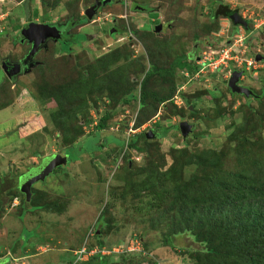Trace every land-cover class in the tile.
<instances>
[{
    "label": "rangeland",
    "instance_id": "1",
    "mask_svg": "<svg viewBox=\"0 0 264 264\" xmlns=\"http://www.w3.org/2000/svg\"><path fill=\"white\" fill-rule=\"evenodd\" d=\"M94 2L0 0V11L8 19L5 30L0 32V46L5 51L9 46L13 49L11 53L21 56L28 46L12 45L11 37L6 34L7 30L13 32L20 27L15 23L17 20L26 21L27 15L32 21L46 24L71 16L76 20ZM219 2L237 9L249 20V28L235 24L232 18L210 19V0H113L103 5L85 26H74L71 30L74 38L70 36L72 40L68 43H50L47 50L35 55L38 63L29 75L22 76L25 81L20 82L14 92L10 79L4 77L0 92L6 98L0 99V106L10 104L13 109H0V178L4 177L0 184L13 185L14 181L9 178L19 174L21 184L60 154L67 156L68 161L55 166L45 180L36 182L32 188L37 194L36 202L42 197L51 205L47 208L55 210L23 213L24 193L19 190L20 184L19 198L11 200L13 192L1 193L5 205L0 208V243L9 246L14 241L16 250L0 264H57L60 258L64 264H71L77 247L84 241L88 244L99 240L94 232L100 222L104 229L101 239L110 247L104 250L105 254H111L108 264L146 261L149 264H194L197 255L200 260L207 259L200 251L204 244L189 233L173 236L172 244L165 242L167 225L153 226L151 214L142 210L152 208L147 200L140 199L139 183L144 174L139 171L142 172L148 160H155L150 173L161 180L168 179L176 192L178 188L194 191L205 188L212 168L219 166L243 174L245 180L239 183L241 187L249 181L246 177L259 176L263 169L264 0H217L216 4ZM157 25H162L159 31L155 30ZM111 26L122 30L116 31ZM224 49H229L232 59L219 68L209 66L201 71L199 63L219 57ZM108 52L122 56L116 65L126 61V77L121 85L113 82L114 76L109 80L105 76L106 68L97 63L98 58ZM182 53L188 56L193 73L189 71L186 76L177 69L175 80L155 75L148 85L164 94L176 83L167 105H158L152 99L149 107L140 110L137 99L123 101L126 92L138 94L140 91L143 65L148 68L151 58L158 66L167 67ZM258 55L263 59L257 60L256 68L247 69V59L256 61ZM90 65L95 69L90 74L95 72L96 78L84 80L93 83L98 79V83H105H100L92 92H89L91 89L84 92L92 106L80 105V113L92 118V122L84 125L85 135L81 139L84 143L66 148L59 140L60 135L50 137L43 133L46 123L50 129L54 128L51 113L57 105L54 101L46 102L47 93L38 88H53L55 84L72 81L83 85L80 83L83 81H79L82 69ZM244 69L239 84L249 87L258 96L233 94L230 90L228 81L232 72ZM33 91L40 94L37 101L32 97ZM196 95H199L198 100H194ZM105 112L113 116L105 129L97 131L98 120ZM183 121L194 125L192 133L183 134ZM149 128L164 136L153 143H147L144 137L137 138V146L143 150L127 147L123 142ZM94 133L97 135L92 140H86ZM102 143L106 144L101 147ZM79 146L93 154H80ZM128 165L132 169L130 175ZM181 200L187 202L184 194ZM27 208L31 209V205ZM165 214L171 218L169 224L182 229L184 218L171 210ZM141 237L144 246L139 243L137 247ZM132 242L136 250L122 253L126 243L125 249L133 248ZM208 264L231 263L213 255Z\"/></svg>",
    "mask_w": 264,
    "mask_h": 264
},
{
    "label": "trees",
    "instance_id": "2",
    "mask_svg": "<svg viewBox=\"0 0 264 264\" xmlns=\"http://www.w3.org/2000/svg\"><path fill=\"white\" fill-rule=\"evenodd\" d=\"M216 3L217 0H210V19L212 20L219 16L231 18V15L237 11V9H232L228 4L222 2H219L218 4ZM54 5V7L57 6L56 4ZM79 18L75 21V24H77ZM86 18L88 20L87 16L83 17L81 23L85 22ZM134 31L136 33L138 32L136 29H134ZM134 31H131V33ZM121 57L122 56L119 53L108 52L101 55L97 60V63L101 68H106L105 76L108 77L109 80H113L112 77L114 76L113 82H117L119 85H121L126 77V66H124L126 61L122 63V65H116L121 60ZM127 57L128 56H126V58ZM192 59L193 58L190 60ZM177 69H180L183 74L185 73L182 72V70L185 69L192 73L194 72L192 64L189 63L188 56L184 53L177 56L167 67H161L160 64L158 66V64L154 62V59L151 58L148 68L146 67V64L143 65V77L139 82L140 91L138 94H132L129 91L126 92V94L122 96L123 101L128 103L131 98L137 99L140 110L149 107L150 100L152 99L155 100L158 105L161 103L167 105V101L172 98V95L175 92L174 84L176 83L174 82L170 90L164 94L157 93L156 89L153 90L149 88L148 85L150 79L155 75L167 78L168 81H171V79L175 80ZM93 70L91 65L83 67L82 76L79 80L83 81L80 82L83 83V85L76 84L75 81H72L69 83L63 82L55 84L53 88H38V90L47 93L45 96L47 100L46 102L54 101L57 105V109L51 113L54 128L50 129L49 125L46 123L42 128L43 133H47L50 137L54 136V134H57L58 137L60 135L59 140L66 148L77 147L78 144L84 143L81 142V139L85 135L84 125L92 122V118H87L84 116L85 114L83 112L80 113V105L82 107L84 105L88 107L92 106L90 105L92 103L88 101L84 92L87 91L86 89H91L89 92H92L100 83H105L104 81L98 83V79H95L93 83H88V81L84 80L96 78L95 72L90 74ZM186 76H188V74ZM232 93L235 94L234 92ZM38 96H40V94L34 93L33 91L32 97L34 100L37 101L39 98ZM198 99L199 95H196L194 100ZM95 100L96 99H94V103ZM4 106H0V108H3ZM70 106H73L74 109H68ZM155 112H157V110ZM112 116V113L105 112V114L99 118L96 130L99 131L105 129ZM41 120L44 121L43 118ZM81 120L85 121L84 124L79 123ZM143 123L144 122H141V124ZM150 133L155 134L157 137L150 136ZM96 135L97 133L88 136L86 140H92ZM163 136L162 133L149 128L146 129V131L143 130L136 135L134 134L131 139L129 138L127 141L123 142L126 143L127 147L143 150L141 146H137V138L144 137V139L147 140V143H153L157 138ZM105 144L106 143H102L100 146L102 147ZM79 148H81L80 154H93L88 148H82V146H79ZM155 164L156 161L150 159L142 169V172L139 171L140 174H144L143 179L140 180L139 183V187L142 190L140 192L142 198L140 199L143 201L147 200L148 206L152 208L142 210L151 214L150 218L153 226L157 225L160 227L159 224L162 223L167 225L166 227L169 230L168 236L166 235L165 239L166 243L172 244L171 239L173 236L185 232L191 234L204 244L200 251L205 254L207 259L200 260L197 255L195 260L196 263L194 264H208L209 257H212L213 255L221 257L225 262L231 264H264V164L259 176L246 177L249 181H247L243 187L239 184L245 180L243 174H239L238 172L233 173L232 170L227 171L219 166L217 168H212V173L206 179L207 185H205V188L196 191L178 188V191L176 192L173 191V186L168 179L161 180L160 177H155L150 173ZM128 169L129 175L132 174V169H130L129 165ZM21 176L22 175L19 174V176L13 175V177L11 176V178H9L14 181L13 185L0 184V208H3L5 205V199H3L1 194L4 190L7 194L13 192L10 195L11 200L20 197L18 186L21 181ZM203 186L204 183L201 187ZM183 194L187 202L181 200L183 199ZM32 195L31 200L28 201L24 194V197L22 198L23 213L28 211V204L31 205V209H45L48 206L51 207V205L45 202L42 197L36 202L35 199L37 194H35L33 190ZM180 200L182 202H180ZM165 206H167V208L163 210ZM46 210L55 209L47 208ZM170 210L184 218L182 229L175 224H169L171 218L165 213H169ZM103 216L104 213L101 218H103ZM103 232V223L100 222L98 228L95 229L94 232V235L99 238V240L95 243L89 242V248L98 247L99 250H102L103 248L110 249V247L105 245V241L101 239ZM138 239L139 243L143 245L144 239L142 237ZM84 244L85 241L79 246V248ZM126 246L127 243L123 247L125 252L122 253L132 252L125 249ZM142 251L143 250H141V252ZM108 259H111V254H103L101 251H98L86 260L76 261L75 254H73V258L70 260L71 264H108ZM141 264H149V261L142 262Z\"/></svg>",
    "mask_w": 264,
    "mask_h": 264
},
{
    "label": "water",
    "instance_id": "3",
    "mask_svg": "<svg viewBox=\"0 0 264 264\" xmlns=\"http://www.w3.org/2000/svg\"><path fill=\"white\" fill-rule=\"evenodd\" d=\"M108 1L111 0H95V2L86 9V16L88 19H93L94 15L96 14L97 8L101 5H105ZM231 18L235 22V24L240 23L244 26L245 29L249 28V20L244 18L238 11H235ZM162 28V25H158L155 27V30L159 31ZM24 38L28 39L29 41L33 42V47L29 52L27 58H31L36 54L38 46L41 42H44L46 37H55L59 39L61 36V31L59 30L58 26L46 24V23H38L32 22L28 27H25L23 30ZM262 55H258L256 60H262ZM3 68L7 70L6 64H3ZM243 71L235 70L232 72L231 77L229 78L228 85L233 92L243 93L247 96L252 95L254 92L247 86H243L239 84L240 77L242 76ZM194 128L193 124H189L187 121H183L181 125V129L184 135H188L192 133ZM57 157V155H56ZM68 161L67 156H62L61 154L47 163L41 170L31 175L27 180L23 181L20 186L19 190L23 192L28 201L31 200L32 197V187L38 181H43L45 178L54 170L55 166L60 164H65Z\"/></svg>",
    "mask_w": 264,
    "mask_h": 264
},
{
    "label": "flooded vegetation",
    "instance_id": "4",
    "mask_svg": "<svg viewBox=\"0 0 264 264\" xmlns=\"http://www.w3.org/2000/svg\"><path fill=\"white\" fill-rule=\"evenodd\" d=\"M111 1L113 2V0H111ZM117 1H120V0H117ZM102 6L103 5H101L99 8H97L96 13L100 10V8ZM83 17H86V10L83 12V15L79 18L77 24H75V21L77 19L74 20L71 17H67L64 21L63 20H57V22H52L51 25L58 26L59 30L61 31L60 38L58 40H56L55 37H46L44 42H41L39 44L35 55H37L41 50H47L49 48L50 43H56V44H57V42L68 43L69 40H72L71 37L74 38L73 36H71L72 28L76 25L83 27L87 24V21H88L87 18H86L85 22L81 23L83 20ZM32 22H40L41 23V21H32L30 19V16L27 15L26 21L23 25L20 22L18 23V21L16 22V25H18V24L20 25V27L18 29H15L13 32H9L8 30L6 31L7 35L10 36L12 39V45H19L20 47L24 46L25 48H26V46H28V50H27V52H25V54H23L21 56H17L14 53H9V54H5V55L0 57V82L3 79H5L4 77L9 78L10 81H15L16 79L23 76L24 74L30 73L32 71L33 67L38 63V61L35 60V55L29 59L27 58L29 52L31 51V49L33 47V42L24 38V35L22 34L24 28L28 27ZM48 24H50V23H48ZM110 28L115 29L116 31L122 30L121 28L119 29V27L111 26ZM67 33H68V35H67ZM79 34H81V33L79 32ZM83 34L87 35V33H83ZM59 50H61V49L59 48ZM61 53H62V51H61ZM3 64H6L7 70H5L3 68ZM243 76H244V72H243L242 76L240 77V79ZM253 96H258V95L254 92Z\"/></svg>",
    "mask_w": 264,
    "mask_h": 264
},
{
    "label": "built area",
    "instance_id": "5",
    "mask_svg": "<svg viewBox=\"0 0 264 264\" xmlns=\"http://www.w3.org/2000/svg\"><path fill=\"white\" fill-rule=\"evenodd\" d=\"M7 19V15H5L2 11H0V32H2L5 29V22ZM221 55V56H220ZM219 57L216 58H207L205 59L202 64V68L201 71H203L205 68H208L209 66H214L219 68L220 66L224 65L227 61H229L230 59L233 58V56H231V52L229 51V49H224L221 53H220ZM257 63V60H253V59H249L246 61V68L250 69V68H256L255 65ZM134 244L133 242L131 243V245ZM136 246L139 247V241L137 240ZM133 248H128V250L130 249H135L132 245ZM106 248H103L102 250H99L98 247H93V248H89L88 244L85 243L82 247L76 249L74 251V254L76 256V261L78 260H86L88 259L91 255L95 254L98 251H101L103 254L104 250ZM136 250V249H135Z\"/></svg>",
    "mask_w": 264,
    "mask_h": 264
},
{
    "label": "crops",
    "instance_id": "6",
    "mask_svg": "<svg viewBox=\"0 0 264 264\" xmlns=\"http://www.w3.org/2000/svg\"><path fill=\"white\" fill-rule=\"evenodd\" d=\"M8 20V19H7ZM18 21V23L20 22L22 25L25 23V21H19V20H17ZM16 23V22H15ZM38 23H40V22H38ZM7 34V33H6ZM9 38V37H8ZM11 42V41H10ZM3 49V50H2ZM8 51H5V49L3 48V46H0V51L2 50V52L3 53H1L0 52V57L1 56H3V55H5V54H9V53H11V47H9L8 46ZM247 60H249V59H247ZM196 62H198V61H196ZM257 63H258V61H257ZM200 65H199V67H201L202 68V66H203V64H202V62L201 63H199ZM257 65H255V67H256ZM252 69H254V68H252ZM245 70V69H244ZM244 70H242V71H244ZM235 71V70H234ZM182 72H184L186 75L188 74L189 75V71L188 70H182ZM26 75H29V73H26V74H24L23 76H26ZM25 80H23V78H22V76L21 77H19L18 79H16L15 81H10L11 82V88L13 89V92L18 88V86L20 85L19 83L20 82H24ZM29 81V80H28ZM27 82V81H26ZM6 84H8V82H6ZM254 92V91H253ZM177 95V94H176ZM253 95V94H252ZM250 96V95H249ZM1 98H6V96L4 95V94H1V92H0V99ZM6 105V104H5ZM11 108L12 106H10V104H7L6 106H4L3 108ZM0 109H2V108H0ZM11 109H13V107L11 108ZM6 176V175H5ZM1 178H3V177H1ZM2 193V192H1ZM29 211H33V210H36V211H40V210H43V209H28ZM44 210H46V209H44ZM29 238H27V240H28ZM14 241H13V243H11V245H7V246H3L2 245V243H0V261H2L5 257H7V256H12L13 254H12V252H15V250H16V245H14ZM25 246H27V244L24 242L23 243V247L25 248ZM76 249H78V247L76 248ZM75 249V250H76ZM74 250V251H75ZM74 254V253H73ZM24 257V256H23ZM13 259H17V258H14V256H13ZM59 263H65V261L63 260V258H60V260L58 261V263L57 264H59ZM16 264V263H15ZM24 264H26L25 262H24ZM48 264V263H47Z\"/></svg>",
    "mask_w": 264,
    "mask_h": 264
}]
</instances>
